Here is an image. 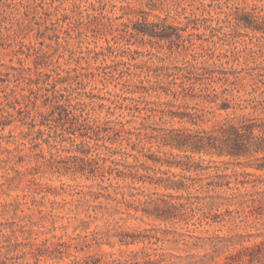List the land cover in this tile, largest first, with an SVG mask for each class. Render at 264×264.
I'll use <instances>...</instances> for the list:
<instances>
[{"label": "rangeland", "instance_id": "obj_1", "mask_svg": "<svg viewBox=\"0 0 264 264\" xmlns=\"http://www.w3.org/2000/svg\"><path fill=\"white\" fill-rule=\"evenodd\" d=\"M243 10L257 14L263 30L238 24L236 13ZM158 22L180 37L142 32ZM190 62L232 72L222 86L229 89L231 103L264 100V0H0V182L5 181L0 230L12 241L26 242L19 248L26 260L32 259L31 248L41 251L42 264H64L74 254L80 262L87 255L124 258L142 246L151 250L150 245L181 257L208 250L174 242L181 233L221 236L229 246L220 260L263 238L264 216L232 210L207 225L199 224V213L190 218L184 212L163 221L144 214L137 202L147 197L184 202L187 194L160 185L181 170L152 160L172 158L169 148L150 136L154 129L194 127L173 112L205 110L210 118L200 125L205 129L227 113L215 102L191 96V90L185 96L179 92ZM203 158L227 166L228 173L246 170L264 177L246 158ZM115 163L125 175L107 173ZM107 193L117 200L107 199ZM108 201L119 208L115 213L110 208L113 216L124 218L114 228L87 217L93 214L91 208L86 211L88 205ZM220 210L225 213V206ZM82 219L93 221L84 229ZM107 227L110 243L100 239L79 249L85 234L89 241L93 229ZM119 232L157 233L172 240L124 246L118 244Z\"/></svg>", "mask_w": 264, "mask_h": 264}, {"label": "trees", "instance_id": "obj_2", "mask_svg": "<svg viewBox=\"0 0 264 264\" xmlns=\"http://www.w3.org/2000/svg\"><path fill=\"white\" fill-rule=\"evenodd\" d=\"M235 20L238 24L242 23L246 27L263 30L258 25L257 14L253 12L246 10L238 12L236 13ZM159 24V22L158 25L156 24L155 27L157 28H146L142 32H147L160 39H171L174 36L180 37L178 33L168 32L167 27L172 28V26L164 22L161 25ZM184 70L179 92L185 96L184 93L191 90L189 93L191 96L201 97L208 102H215L217 104L216 109H223L227 113L211 129H205L200 127L201 123L210 119L206 117L205 110H199V113L173 112L174 116H177L179 119L186 118L194 127L183 126L154 129L155 133L150 136L156 139L159 147L169 148V154L172 158L161 160L155 157L152 160L160 161L161 164L169 167H178L181 170L179 173L173 172L172 177L162 180V182L166 183L160 184L157 180L154 182L163 185L165 188L182 189L187 194L184 196V202H170L159 197H147L144 200L138 199L137 202L140 204L143 213L163 221H172L175 218H180L184 212L189 213L190 218H194L199 213L196 216L199 224L207 225L219 222L224 219L220 216L231 214L232 210L243 215L264 216V177L262 174L254 175V173L246 170H242L241 172L231 170L228 173L227 166L222 168L219 165H212L214 160L205 162L203 158V156L239 160L246 158L247 165L264 172V100L251 101L247 102V104H241L240 102L231 103V99L227 96L229 89L222 86L229 81L228 75L232 72L225 68H215L200 65L197 62H190L185 66ZM214 84H220L222 89L217 91V86L215 87ZM195 87L198 88V92L192 91ZM220 97L221 100L217 102ZM245 108L251 109L253 113H258H237L235 111V109L243 110ZM64 109L65 113H71L67 108ZM229 109L234 110L229 112L227 111ZM71 115L72 118H75L73 114ZM173 149L178 150V153L174 154L171 151ZM195 154L198 155V159L193 157ZM3 160L7 162L10 158L7 157ZM81 160L83 159L81 158ZM221 162H224V160H221ZM94 163L97 164V161ZM124 167L126 168L127 166ZM107 169V173L109 174L116 172L118 176L125 175V172L117 167V163L113 166H108ZM15 170L17 173L20 172L18 169ZM90 171L93 173L95 168H92ZM105 173L106 171H102L100 175L104 177ZM251 176L253 177L250 178ZM13 178V176L8 175L6 180L12 181ZM4 183L5 181L0 182V186ZM100 187L107 190V186L101 184ZM97 197H99V194L95 195L94 199ZM105 197L110 200H117V198L112 197L109 193ZM133 202H127V207H130ZM150 205L153 206V209L149 207ZM223 205L225 206V213L220 210ZM233 205L236 206L235 209L230 208ZM90 208L93 214L88 213L87 217L93 220L103 219L107 226L112 224V228L118 224L119 220H124L122 217L115 218L113 216V213L119 212V208L116 204L112 205L110 201L88 205L86 211ZM110 208H113V213L109 211ZM134 209L138 210L137 206ZM93 220L82 219L84 229ZM193 224H195V221ZM109 228L107 227L104 232L93 229L89 241L87 240L89 238L88 234H85L83 236L85 244L79 249L91 247L93 243L98 244L100 243V239H104L107 243H110L108 240L110 237ZM117 234L119 235L118 244L124 246L139 242L156 244L163 239L172 240V238H168L167 236L165 238L159 236L157 233L136 234L119 232ZM178 235L181 238H174V242L181 240L184 245H190L194 248L205 247L207 245L208 250L204 253L186 254L184 257H181L174 253L160 251L158 247L150 245L151 250L142 246L140 249L130 250L124 258L116 257L110 260H102L101 256L92 257L87 255L84 262H80L76 258V254H74L75 257L64 264H264V236L252 245L242 246L234 252L225 254L219 260L218 257L229 246L227 242L221 240V236H196L192 234L185 236V233ZM227 240L230 241V239ZM63 243V241L59 242L62 246ZM25 245L26 242L12 241L10 235H3L0 230V264H42L41 251L38 248H31L32 259L26 260L25 252L19 251V248Z\"/></svg>", "mask_w": 264, "mask_h": 264}]
</instances>
